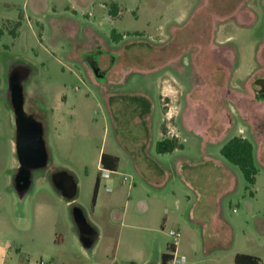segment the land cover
<instances>
[{
    "label": "rangeland",
    "instance_id": "obj_1",
    "mask_svg": "<svg viewBox=\"0 0 264 264\" xmlns=\"http://www.w3.org/2000/svg\"><path fill=\"white\" fill-rule=\"evenodd\" d=\"M70 1L49 0V3L52 8L59 5L56 9L63 16L66 15V7L72 6ZM202 1L94 0V9L91 11L83 13L80 10L78 14L70 11V17L82 27L90 25L92 31L89 33L96 32L101 38L100 43L107 46L101 52L102 55L96 56L107 77L98 79L94 75H88L82 64L63 58L62 47L67 48L68 43H60L61 50L54 43H49V32H44L43 26L46 22L38 23L39 18L33 12L36 5L41 6L39 0H0V30L4 31L0 36V250L4 253L0 257V264H38L42 261L46 264H140L146 259L152 263H162V257L157 251V241L151 236L137 238L131 229H121L120 223L109 222L100 214L93 215V193L86 183L87 171L65 152L55 153V127L58 115L67 117L69 125L64 130V135L76 142L75 151L86 149L79 142L83 138H91L98 147L105 142L110 143L113 138L112 119L108 108H104L107 92L122 90L120 93L127 115L132 118L134 114L130 109L129 98L132 90L129 76L132 56L149 55L154 58L149 66L156 67L165 61L181 58L180 64L172 63L161 74L167 76V84L175 91L176 98L183 106L188 101L187 94L190 91L195 87L205 86L211 70L216 74L214 81L219 85H238L237 87L243 88L247 82L248 67L255 66L257 75L249 84L258 90L255 82L264 77V55L260 59L254 58L257 43H245L250 37L235 30L234 24L215 33L214 21L209 12H204L203 17L192 14ZM100 3L106 8H101ZM114 3L119 4L121 21L114 17L117 11L110 12ZM18 21L21 24L17 27ZM228 36L232 37L228 40L230 43L223 44L235 47V65L231 61H222L223 55L232 59L234 54L231 46L216 43L226 40ZM76 38L85 41L90 37L83 29L77 33ZM130 44L145 46L146 50L135 53V49L129 48ZM112 47L117 48V53L126 50L124 58L111 52ZM212 57L219 64H213ZM60 60H63L65 70ZM15 62L25 63L31 68L29 78L23 83L25 109L41 116L49 155L47 167L33 172L32 187L22 200L14 189L19 168L16 125L6 98L9 72ZM178 65L185 68L186 74ZM71 68L78 72L80 69V76L71 73ZM121 80H126V84L120 86ZM227 83L231 85L227 86ZM111 102L114 104L113 99ZM224 104L229 107L228 102L224 101ZM145 111L144 108L143 112ZM183 111L184 108L178 114H173L169 124L181 125ZM193 111L194 108L188 117L195 121V117L191 115ZM75 112L78 114L77 118L70 119ZM219 124H222L221 117ZM228 136L229 140L232 135ZM228 140L223 141L224 145ZM63 149L65 151V147ZM63 166L71 167L76 172L72 175L78 184V195L72 201L64 198L52 183L54 173H70V170L61 169ZM256 167L258 185L261 188L258 200L261 213L257 217L264 222V148ZM234 168L242 183L248 185L241 169L236 165ZM236 202L228 207L230 216L243 215L240 220L235 218L234 250H257L259 262L264 264V240L257 239L255 219L246 213L243 205H238L239 201ZM75 206L83 209L90 224L98 230L99 238L91 251L86 250L79 240V232L72 216ZM120 230L123 231V236L118 244L114 234H118ZM105 231L113 233L112 239H106ZM100 232L103 233L101 238ZM170 239L172 240L171 237ZM204 264L211 263L206 260Z\"/></svg>",
    "mask_w": 264,
    "mask_h": 264
},
{
    "label": "crops",
    "instance_id": "obj_2",
    "mask_svg": "<svg viewBox=\"0 0 264 264\" xmlns=\"http://www.w3.org/2000/svg\"><path fill=\"white\" fill-rule=\"evenodd\" d=\"M39 1L41 6L36 5L33 12L39 18L38 23L46 22L43 26L44 32H49V43H54L60 50V43H68L67 48L62 47L63 58L82 64L88 75L98 78L91 66V58L94 57L100 70L105 73L102 78L105 79L107 73L96 56L102 55L101 52L107 49V46L100 43L101 38L96 32L89 33L92 31L90 25L82 27L77 20L69 16L70 11L78 14L80 10L83 13L93 10L94 0H71L72 6L66 7V15L63 16L56 9L59 5L52 8L49 0ZM114 5L110 12L117 11L114 17L121 21L119 4ZM100 7L106 8L101 3ZM204 12H209L212 17L215 33L234 24L235 30L250 37L245 43H257L254 58L263 57L264 0H203L200 6L194 8L192 14L203 17ZM201 20L203 21V18ZM83 29L90 37L85 41L76 38L77 33ZM230 39L232 37L228 36L226 40L216 43L231 46L223 44L230 43ZM129 46L130 49H135V53L146 50L145 46ZM230 48L234 54L232 59L223 55L222 61H231L235 65L236 49L234 46ZM111 52L120 54L122 59L126 54V50L117 53L116 47H112ZM55 54L54 52L53 56ZM130 59L129 76L132 90L129 98L130 109L134 114L132 118L127 115L120 93L122 90L107 92L106 104L103 107L105 110L108 108L112 119L113 138L110 143L105 142L103 146L98 147L93 144L91 138H83L79 142L86 146V149L75 151L76 142L64 135V130L69 125L67 117L58 115L55 127V153L65 152L79 162L80 167L87 171L86 183L93 194L96 184H99L97 199L93 204V215L100 214L109 222L120 223L121 229H131L137 238L151 236L157 241V251L161 257L164 254L171 255L175 251L184 255L188 264H204L206 260L211 264H236L235 258L238 254L259 259L257 250H234L235 218L240 220L243 215L232 217L228 210L229 206L232 207L239 201L238 205H243L246 213L255 219L257 239L264 240V222L257 217L261 213L258 203L261 191L258 176L254 187L248 190V185L243 184L237 174L235 165L228 162L221 153L223 141L228 140V135H232L229 140L241 137L252 142L256 165L262 157L264 95L259 94L257 89L249 84L256 78L257 69L255 66L248 67L247 82L243 88L237 87L238 85H219L214 81L216 74L211 70L208 72L211 78L207 75L205 86L195 87L190 91L187 94L188 101L183 106L176 98L175 91L167 84V76L161 74L172 63L180 64L181 58L165 61L158 67L149 66L154 62V58L149 55L132 56ZM211 60L213 64H219L213 57ZM60 63L65 70L63 60H60ZM178 67L186 74L183 66ZM70 71L75 76L81 74L80 69L79 72L72 68ZM124 84L126 80H121L120 86ZM193 95L195 98L192 99ZM224 101L229 103V107ZM183 108L181 125H170V117L178 114ZM192 108L194 111L191 115L195 117V121L188 117ZM77 116L75 112L71 114L70 119L74 120ZM165 139H176L181 147L173 152L159 153L157 144ZM103 154L117 158L115 170L103 167ZM61 169L76 174L71 167L63 166ZM103 169L111 172L109 178L101 177ZM108 188H111V191H108ZM93 224L98 227L94 222ZM171 230L182 233L176 247L171 244ZM104 233L106 239H112V232ZM102 234L100 232V238ZM122 234L121 230L114 234L118 244ZM3 256V250H0V257ZM155 263L162 264L152 263L149 259L140 262Z\"/></svg>",
    "mask_w": 264,
    "mask_h": 264
},
{
    "label": "water",
    "instance_id": "obj_3",
    "mask_svg": "<svg viewBox=\"0 0 264 264\" xmlns=\"http://www.w3.org/2000/svg\"><path fill=\"white\" fill-rule=\"evenodd\" d=\"M19 75H11L9 78L8 88L15 92L12 100L14 108L15 125H16V149L18 154L19 168L14 181V189L18 196L22 198L29 192L32 187L33 172L43 170L49 162V155L46 141L44 138V126L37 122L31 114L25 110L24 88L23 83L31 73L26 67ZM94 73L100 79L104 78V74L94 69ZM256 85L260 86L262 92L264 90V79L256 81ZM52 183L60 194L68 199L74 200L78 195V184L72 174L66 171H59L52 175ZM72 216L79 232V240L83 247L91 251L98 240L99 234L97 229L90 224L83 209L75 206L72 210Z\"/></svg>",
    "mask_w": 264,
    "mask_h": 264
},
{
    "label": "trees",
    "instance_id": "obj_4",
    "mask_svg": "<svg viewBox=\"0 0 264 264\" xmlns=\"http://www.w3.org/2000/svg\"><path fill=\"white\" fill-rule=\"evenodd\" d=\"M17 27L20 22L16 23ZM4 33L3 29L0 30V36ZM31 69V68H30ZM181 147L176 139H165L157 144V150L159 153H169ZM222 156L230 163L238 166L247 183L248 190H251L256 183V176L258 175V169L256 167L255 156H254V145L248 139L241 137H234L230 139L221 150ZM102 165L106 169L115 170L117 167V158L103 154ZM98 186L96 184L93 203L96 202ZM172 255L164 254L162 257V264H168L171 260ZM236 264H260L259 259L250 255L238 254L235 258Z\"/></svg>",
    "mask_w": 264,
    "mask_h": 264
},
{
    "label": "flooded vegetation",
    "instance_id": "obj_5",
    "mask_svg": "<svg viewBox=\"0 0 264 264\" xmlns=\"http://www.w3.org/2000/svg\"><path fill=\"white\" fill-rule=\"evenodd\" d=\"M91 66L93 69L97 70L99 72V75H102V74H105L102 70H100L98 64L96 63V61H94V57L91 58ZM24 68V64L22 62H15L12 67L10 68V72H9V78L10 76L13 74L15 75H20L22 70ZM25 68H29V66L26 64V67ZM30 69V68H29ZM31 70V69H30ZM8 85H9V81H8ZM258 93L261 94V95H264V90L262 92H260L262 90V88L260 86H258ZM15 95V92L13 91H10L9 88H8V91H7V94H6V98H7V101H8V104H9V107L11 108V111L13 112L14 114V108L12 106V100H13V97ZM24 101H25V97H24ZM26 110V109H25ZM27 113L31 114L32 117L37 121V122H40L42 123V118L41 116L38 115V113H35V112H28L26 111ZM14 119H15V115H14ZM43 124V123H42Z\"/></svg>",
    "mask_w": 264,
    "mask_h": 264
},
{
    "label": "built area",
    "instance_id": "obj_6",
    "mask_svg": "<svg viewBox=\"0 0 264 264\" xmlns=\"http://www.w3.org/2000/svg\"><path fill=\"white\" fill-rule=\"evenodd\" d=\"M111 175V172L108 170L103 169L101 173L102 178H109ZM108 191H111V188H108ZM169 236L172 238V246H177L179 244V241L182 237V233L177 230H171L169 232ZM38 264H46L45 262H41ZM169 264H187V259L184 256H179V254L175 251L172 252V258L169 261Z\"/></svg>",
    "mask_w": 264,
    "mask_h": 264
}]
</instances>
